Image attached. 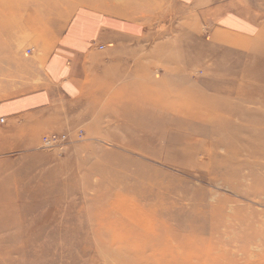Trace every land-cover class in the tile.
<instances>
[{
    "label": "rangeland",
    "instance_id": "rangeland-1",
    "mask_svg": "<svg viewBox=\"0 0 264 264\" xmlns=\"http://www.w3.org/2000/svg\"><path fill=\"white\" fill-rule=\"evenodd\" d=\"M216 2L223 5L211 13L197 10ZM186 4L1 0L0 264H126L129 227L117 223L136 218L152 221L153 231L189 225L178 231L181 241L186 233L192 243L213 238L218 264H264V0ZM83 7L139 30L135 88L147 85L159 100L136 105L142 89L125 94L122 80H105L97 87L113 88L93 98L89 121L71 131L37 132L22 127L16 112L4 116L40 84L49 50ZM90 44L110 56L109 39ZM240 89L254 102L241 101ZM186 104L200 120L182 113ZM223 107L231 127L214 130V108ZM45 137L65 140L46 148ZM223 200L214 232L209 210Z\"/></svg>",
    "mask_w": 264,
    "mask_h": 264
},
{
    "label": "crops",
    "instance_id": "crops-1",
    "mask_svg": "<svg viewBox=\"0 0 264 264\" xmlns=\"http://www.w3.org/2000/svg\"><path fill=\"white\" fill-rule=\"evenodd\" d=\"M171 1L184 7L185 3L201 0ZM222 3H212L197 10H209L211 13L212 5L221 8ZM110 17L94 7L76 11L70 18L72 21L68 20L62 27L67 33L61 44H55L49 50L45 76L40 78V84L21 95L19 100L11 102L3 115L16 112L22 127L37 132L71 131L89 121L87 109L95 103L93 98L113 88L110 84L98 88L99 82L122 80L119 89L126 90L125 94L132 93L136 89L137 78L135 58L143 39L136 37L139 36L137 28ZM101 39H109L112 45L104 48L110 54L105 59L98 56L90 44L95 46ZM0 121L4 123L3 118Z\"/></svg>",
    "mask_w": 264,
    "mask_h": 264
},
{
    "label": "bare ground",
    "instance_id": "bare-ground-1",
    "mask_svg": "<svg viewBox=\"0 0 264 264\" xmlns=\"http://www.w3.org/2000/svg\"><path fill=\"white\" fill-rule=\"evenodd\" d=\"M85 14L87 13L85 12ZM38 19L39 18H37V20ZM257 45L258 44L256 42H253V43L251 42L250 44V46H253V47ZM254 78H257V77H254ZM146 88H149V87L147 85L144 86L143 88H140L138 86L137 90L142 89L140 90L142 93H140V96H137V98L135 99L136 105L140 103V104H152L154 106L156 101L159 100L158 95H153L152 93L151 95L147 94L148 91ZM235 93H236V96L243 102H247L248 104L254 102L253 100H250L252 99L250 93L244 94L241 89L239 91H235ZM137 94H139V92L136 93V95ZM183 103H185V101ZM191 106L192 105L186 104L185 108L181 109L182 113L187 114L188 116H191L190 118H193V120L195 121L200 120L198 115H196L197 108L194 106L193 107ZM225 109L226 108L224 107L219 108V109L214 108V114H215L214 117L216 119L213 122H217V125L214 128V130H219L220 128L231 127L228 121L222 119V116L225 113ZM171 111L173 110L171 108H168V113ZM244 111H245V108L243 107L235 108V112L240 115L245 113ZM164 122L168 123V119H164ZM179 122L180 121L173 120L172 122L171 121L169 122L170 123L169 125L171 124L175 125V124H178ZM164 128H167V126H165ZM169 128H172V127H169ZM194 128L195 130H197L196 127ZM240 167L241 166H239L236 169V171H238ZM163 208L164 210L169 209L167 207H163ZM224 208H225L224 200L218 202L216 205H213V207L210 208L209 211L212 213V218H211V222L210 221L208 222V226L211 231L215 232L218 229V226H220ZM120 214L124 217L133 219L131 218L130 213L124 210H121ZM176 219L177 218H175V220ZM173 222H175L174 225L166 224L162 226L163 228H161V230L157 229V231H153L154 223L152 221L147 222L144 219L139 220L137 218L133 220H125V221L122 220L121 222L118 221L117 227L126 228L124 227L125 225L129 227L127 238H129V241H132L131 245L128 248V251L131 252L133 255H131V257L129 258L128 262H126V264H178L179 262H181L182 264H218L220 262L219 261L217 263L216 261L217 258L216 260L213 258L214 255L217 254L216 248L214 245L216 243L211 241L213 238L209 242V241L203 240L201 237L195 236L194 238L195 241L194 243H192L191 237L188 236V234L190 235V233H186L187 237L183 238V240L181 241V239L179 238L180 232L178 231H181V232L190 231L191 228L189 225L183 224L179 221L178 222L173 221ZM205 224L206 223H203L202 225H205ZM244 241H247V239L245 238ZM217 251L219 252L218 254L222 252L220 248L217 249ZM199 257H201L202 261L197 260ZM221 258L222 260L223 258H225L223 257V254Z\"/></svg>",
    "mask_w": 264,
    "mask_h": 264
},
{
    "label": "built area",
    "instance_id": "built-area-1",
    "mask_svg": "<svg viewBox=\"0 0 264 264\" xmlns=\"http://www.w3.org/2000/svg\"><path fill=\"white\" fill-rule=\"evenodd\" d=\"M65 137H45L43 138V146L46 148H56L61 145Z\"/></svg>",
    "mask_w": 264,
    "mask_h": 264
}]
</instances>
